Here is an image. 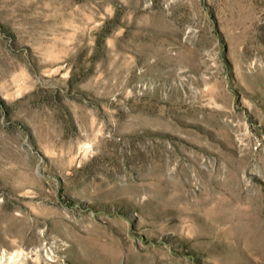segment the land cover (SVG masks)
<instances>
[{"label": "rangeland", "instance_id": "rangeland-1", "mask_svg": "<svg viewBox=\"0 0 264 264\" xmlns=\"http://www.w3.org/2000/svg\"><path fill=\"white\" fill-rule=\"evenodd\" d=\"M0 264H264V0H0Z\"/></svg>", "mask_w": 264, "mask_h": 264}]
</instances>
